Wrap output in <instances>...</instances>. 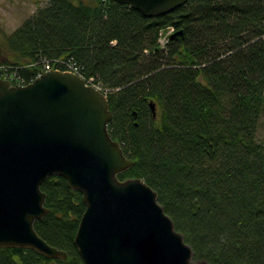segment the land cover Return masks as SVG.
<instances>
[{
    "label": "trees",
    "instance_id": "1",
    "mask_svg": "<svg viewBox=\"0 0 264 264\" xmlns=\"http://www.w3.org/2000/svg\"><path fill=\"white\" fill-rule=\"evenodd\" d=\"M168 28L182 34L162 49ZM0 50V66L27 84L59 58L99 80L111 90L112 137L135 162L120 178L158 192L196 259L264 264V0H192L159 18L113 0H50ZM41 189L50 212L35 228L68 259L0 248V264H84L82 194L59 176Z\"/></svg>",
    "mask_w": 264,
    "mask_h": 264
},
{
    "label": "water",
    "instance_id": "2",
    "mask_svg": "<svg viewBox=\"0 0 264 264\" xmlns=\"http://www.w3.org/2000/svg\"><path fill=\"white\" fill-rule=\"evenodd\" d=\"M113 1L159 18L192 0ZM150 108L157 118L154 101ZM111 120L108 97L78 75L49 71L26 86L0 79V248L68 259L35 228L50 212L42 184L59 176L86 206L75 237L84 264H208L195 260L155 189L119 178L135 162Z\"/></svg>",
    "mask_w": 264,
    "mask_h": 264
},
{
    "label": "rangeland",
    "instance_id": "3",
    "mask_svg": "<svg viewBox=\"0 0 264 264\" xmlns=\"http://www.w3.org/2000/svg\"><path fill=\"white\" fill-rule=\"evenodd\" d=\"M49 2L50 0H0V44L4 36L13 34ZM4 55L6 54L0 50V58ZM257 140L264 142V115L260 120Z\"/></svg>",
    "mask_w": 264,
    "mask_h": 264
},
{
    "label": "bare ground",
    "instance_id": "4",
    "mask_svg": "<svg viewBox=\"0 0 264 264\" xmlns=\"http://www.w3.org/2000/svg\"><path fill=\"white\" fill-rule=\"evenodd\" d=\"M132 7V6H131ZM177 10V9H176ZM175 11V10H174ZM171 40V38L169 37V35H168V31H167V29H163V31L161 32V34H160V36H159V44H160V47L162 48V49H165L166 48V46L168 45V43H169V41ZM79 65V64H78ZM46 67H48V68H50L51 67V65H48V66H46ZM79 67H80V71H82V69H81V66L79 65ZM91 79L93 78L98 84L99 83H101L99 80H97L96 78H94V77H90ZM104 94L108 97V94L109 93H107V91H104ZM110 104V103H109ZM112 118H113V113H112ZM51 178V177H50ZM46 182V181H45ZM43 185V184H42ZM46 194V193H45ZM47 195V194H46ZM47 199V198H46ZM84 203V202H83ZM86 210V209H85ZM49 214V213H48ZM47 216V215H46ZM177 229V228H176ZM183 234V233H182ZM184 235V234H183ZM185 236V235H184ZM185 239H186V237H185ZM60 250V249H59Z\"/></svg>",
    "mask_w": 264,
    "mask_h": 264
},
{
    "label": "built area",
    "instance_id": "5",
    "mask_svg": "<svg viewBox=\"0 0 264 264\" xmlns=\"http://www.w3.org/2000/svg\"><path fill=\"white\" fill-rule=\"evenodd\" d=\"M61 64H63V65L66 66L69 70H71V71H73V72H77V73H79V71H80V67L77 65V63L72 62L71 60L61 62ZM47 68H48V67H47Z\"/></svg>",
    "mask_w": 264,
    "mask_h": 264
}]
</instances>
